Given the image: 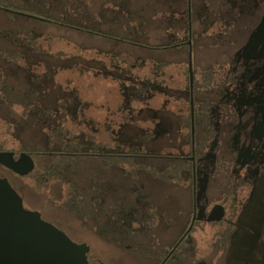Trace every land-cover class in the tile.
Instances as JSON below:
<instances>
[{"label":"flooded vegetation","instance_id":"obj_1","mask_svg":"<svg viewBox=\"0 0 264 264\" xmlns=\"http://www.w3.org/2000/svg\"><path fill=\"white\" fill-rule=\"evenodd\" d=\"M47 21L50 26L53 23L59 28L67 27L74 34L78 28L57 18H47ZM157 32L155 29L151 33L153 39L168 38L169 43L150 46L139 43V46L159 52L144 56L146 61L140 58L143 72L139 79V93L123 94L130 105L129 115L122 117L123 125L102 124L95 121V116L85 115L88 110L75 106L80 103L77 95L81 96L76 93L60 95V111L54 114V118L47 117V121H56L63 116L65 122V118L73 115L74 125L82 122L89 126L88 130L92 133H99L103 129L105 133H112L115 141L120 140L119 144L126 139L123 133L127 132L128 140H136L138 147L142 146L140 153L103 150L69 155L72 160L76 157H130L141 161L144 169L163 165L162 174L171 181L173 192L180 190L185 194L180 205L177 197L171 194L166 208L154 205L147 208V205L146 209V204L133 206L135 203L130 202L128 205V200L110 203L106 199L115 195L93 186L78 191V194L85 193L88 204L86 209L78 204L70 207L74 220H70L68 214L54 215L53 219L45 220L39 213L47 224L64 233L73 243L88 246L89 264H183L184 257L189 253L186 245L196 225L223 224L212 238L225 242L232 236L231 226L256 198L261 183H264V0H187L183 36L173 41L169 32ZM31 38L36 43L37 39L30 35L27 36V43H31ZM51 47L31 43L22 49L14 50L10 45L4 52L0 49V80L3 77L9 81L16 78L18 85L15 88L10 85L16 93L26 83L18 79H27L28 67H66L67 62L76 63L79 58L75 56V50ZM170 51H174L178 59L184 52L187 53L185 85L178 83L179 80L171 72L173 61ZM52 52L53 56H49ZM17 53L22 54L24 59L20 63L24 64H14ZM45 57L52 61L51 64ZM1 61H4L7 70L1 67ZM95 62L94 59L90 61ZM98 64L103 63L97 62L96 67H100ZM37 79V82H41L46 77ZM78 80L66 78L62 83L75 84ZM174 84L177 87H173ZM26 92L21 93L28 97ZM128 100L136 103L130 104ZM17 101L14 100L13 105ZM171 102L175 105L173 110ZM22 104L25 106L27 103L23 101ZM178 106L182 107V112ZM80 116L86 118L79 120ZM36 118L45 122L44 115ZM17 131L16 113L8 106L5 111L0 97V155L3 156L0 180H6L18 194L29 188L26 182L37 168L34 155L56 156L64 153L45 150L17 153L11 149ZM74 139L77 140L76 137ZM91 139L90 145H94L93 136ZM99 142H103L102 139ZM27 164H33V170L24 175L22 172L27 169ZM140 175L154 177L150 170H139L133 177L139 179ZM74 179L79 181V185L80 181L86 179L94 182L102 180L94 174L84 177L79 173L75 174ZM179 207L180 212L185 213L180 224ZM215 209L222 213L221 220H211L217 217L212 216ZM99 214H108L112 220L118 217L117 221L124 225L119 224L115 233L130 228L132 236L105 235L110 224H99ZM159 224L166 228L161 229ZM92 229L95 234L101 232L99 239L102 241L98 242H102L105 251H100V246L88 239L87 234L93 233ZM191 264L206 263L192 260Z\"/></svg>","mask_w":264,"mask_h":264},{"label":"rangeland","instance_id":"obj_2","mask_svg":"<svg viewBox=\"0 0 264 264\" xmlns=\"http://www.w3.org/2000/svg\"><path fill=\"white\" fill-rule=\"evenodd\" d=\"M59 7L62 9L58 10ZM47 18H57L62 23L76 25L81 29L77 28L74 34L67 27L59 28L53 23H50V26L47 24L49 23ZM186 20L187 0H0V49L3 52L9 45L16 50L32 43L45 44L60 50L61 47H66L67 51L75 50V56H79L76 63L67 62L66 67L61 65L46 68L44 66L36 68L33 65L28 67L27 79H18L26 83L22 84V90L16 93L13 91L18 85L15 82L16 78H11L13 83L4 77L0 80L3 107L5 111L7 106L14 109L18 121V131L14 133L15 139L11 149L17 153L29 150L64 153L56 156L48 154L33 156L37 168L26 182L29 188L18 192L28 211L41 213L45 220L62 214H68V218L74 220L70 207L74 208L73 205L78 204L82 209H86L88 204L85 193L78 194V191L93 186L114 194L115 196L106 199L110 203L128 200V205L130 202L135 203L133 206L142 203L143 206L146 204L144 208L147 205V208L154 205L164 209L169 203L170 195L173 194L180 205L185 194L180 190L173 192L171 181L162 174L163 165L159 168L144 169L141 161L130 157L125 159L76 157L72 160L69 155L103 150H115L125 154L140 153L142 146L139 148L134 139L135 142L128 140L127 132L123 133L126 139L119 144L120 140L115 141L112 133H105L103 129H100L99 133H92L88 130L89 126L83 125L82 122L74 125L73 115L65 118V122L63 116L56 121L50 118L47 121V117L54 118V114L60 111V95L63 94L76 93L88 96L139 93V79L143 72L140 62L146 61L144 56L151 53L156 55L159 52L139 46V43L148 46L169 43L168 38L153 39L154 35L151 33L155 29L158 34H163L162 31L169 32L172 34L171 40L177 41L186 30ZM29 35L37 39L36 43L32 38L31 43H27ZM170 53V59L173 61L171 72L179 80L178 83L182 82L185 85L187 53L184 52L179 59L176 58L174 51ZM21 56V53L15 55L17 57L15 65L24 64L20 63L24 59ZM49 56H53V52ZM45 59L48 61L47 57ZM93 59L103 64L96 67L97 62L90 63ZM48 62L51 64L52 61ZM1 67L6 69L4 61H1ZM37 77H46V80L37 82ZM66 78L79 80L75 84L68 82L63 84L62 81ZM173 87L177 85L174 84ZM25 91L29 98L21 93ZM99 97L102 96L95 98ZM14 100H18L15 105ZM23 101L27 103L25 106L22 104ZM128 101L130 104L136 103ZM174 108V102H171V109ZM181 108L178 106L180 112ZM40 115L45 116V122L36 118ZM78 118L83 120L86 117ZM63 129L69 132L64 133ZM92 136L94 145H90ZM101 139L104 142L103 146L101 145L103 142H99ZM155 148L157 150V146ZM139 170L146 172L150 170L154 177L140 175L139 179L134 178L133 175ZM77 173L84 177L94 174L102 180L94 182L86 179L80 181L79 185V181L74 179ZM261 185L256 198L246 206V210L231 226L232 236L225 242L212 238L223 224L196 225V230L186 245L189 253L184 257L183 264H191L192 260H200L206 264H264V183ZM184 214L180 212L179 207V224ZM117 220L118 217H113L112 220L108 214L97 216L99 224H110L105 235L123 234L131 237L130 228L120 229L122 230L120 233H115L120 227L119 224H122ZM159 227L166 228L163 224H159ZM92 232L87 234L88 239L100 246V251H105L102 242H98L102 241L99 239L101 232L95 234L93 229ZM175 232L173 230V234Z\"/></svg>","mask_w":264,"mask_h":264},{"label":"water","instance_id":"obj_3","mask_svg":"<svg viewBox=\"0 0 264 264\" xmlns=\"http://www.w3.org/2000/svg\"><path fill=\"white\" fill-rule=\"evenodd\" d=\"M26 168L24 175L33 170V164ZM214 215L211 220L223 216L217 209ZM88 253L87 245L73 243L39 213L28 211L9 183L0 180V264H89Z\"/></svg>","mask_w":264,"mask_h":264},{"label":"crops","instance_id":"obj_4","mask_svg":"<svg viewBox=\"0 0 264 264\" xmlns=\"http://www.w3.org/2000/svg\"><path fill=\"white\" fill-rule=\"evenodd\" d=\"M98 96L102 97L95 98ZM77 99L80 100V103H76L75 106L77 105L78 109L88 110L85 115L95 116V121L102 124L123 125L122 117L129 115L130 105L126 102V97L123 94L77 95Z\"/></svg>","mask_w":264,"mask_h":264}]
</instances>
